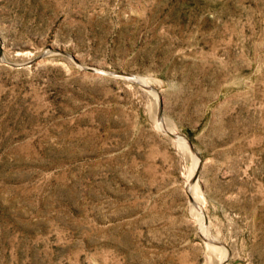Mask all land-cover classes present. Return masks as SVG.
Here are the masks:
<instances>
[{
    "label": "rangeland",
    "instance_id": "obj_1",
    "mask_svg": "<svg viewBox=\"0 0 264 264\" xmlns=\"http://www.w3.org/2000/svg\"><path fill=\"white\" fill-rule=\"evenodd\" d=\"M0 264H264V0H0Z\"/></svg>",
    "mask_w": 264,
    "mask_h": 264
}]
</instances>
